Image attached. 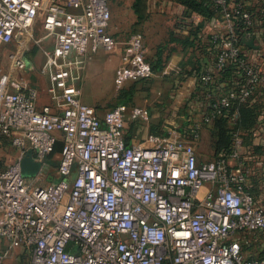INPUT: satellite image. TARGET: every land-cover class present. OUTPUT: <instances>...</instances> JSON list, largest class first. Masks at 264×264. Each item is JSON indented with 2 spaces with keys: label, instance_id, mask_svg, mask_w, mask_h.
<instances>
[{
  "label": "built area",
  "instance_id": "1",
  "mask_svg": "<svg viewBox=\"0 0 264 264\" xmlns=\"http://www.w3.org/2000/svg\"><path fill=\"white\" fill-rule=\"evenodd\" d=\"M212 1L221 10L218 18L191 13L184 20L201 25V36L216 49L214 69L238 62L242 80L189 138L170 131L148 136L147 145L128 146L126 118L146 122V110L128 113L118 105L100 120L78 91L87 61L118 46L107 32L109 0H0V44H17L8 56L9 75L17 78L24 70L23 55L40 19L54 38L44 58L58 89L55 110L38 108L37 90L18 81L0 101V147L7 143L17 151L0 168V264L15 249L26 253L25 264H264V255L247 258L241 247V236L264 231V205L245 190L238 139L227 157L199 163L195 153L201 124L264 88V57L258 65L241 59L235 33L237 17L250 27L264 15V0ZM124 51L117 82L149 78L142 37L130 35ZM212 79L200 76L204 84ZM59 141L57 180L40 185L48 181V157ZM29 151L40 170L25 178L20 162Z\"/></svg>",
  "mask_w": 264,
  "mask_h": 264
},
{
  "label": "rangeland",
  "instance_id": "2",
  "mask_svg": "<svg viewBox=\"0 0 264 264\" xmlns=\"http://www.w3.org/2000/svg\"><path fill=\"white\" fill-rule=\"evenodd\" d=\"M129 1L130 0H109L111 14L110 26L112 24L115 26L121 25V36L119 38L127 41L130 35L137 34L142 37L144 43L145 37L142 36L140 32L142 27L135 29L128 27V20L124 9L129 8ZM147 1L156 4L157 7L162 6L164 8H173L178 4L176 0ZM39 40L41 41L37 42ZM16 45L15 40H8L0 47V101L3 95L14 90L16 82L18 81L27 84L29 87L39 92V102L41 105H47L56 109V100L54 99V97L58 95L56 78L46 71L45 58L43 55L45 50H50L52 48L53 36L43 30L40 21L36 22L31 32L30 41L26 46V67L17 78L15 76H10L8 69V56L15 50ZM100 53L99 56L103 59L113 55V53ZM124 53L125 51L123 50L121 54L123 55ZM97 56L98 54L94 56V58ZM167 56L169 57V52ZM145 57L149 60L148 56ZM91 60L92 59H89L87 61L81 80L78 83L81 101L85 105L92 107L95 113L100 115L98 117L103 118L109 109L117 105H122V96L125 97L124 99H130L132 96V99L128 103H124V105L142 108L146 110L148 114V120L146 122L141 121L143 124L140 128L134 129L135 132L139 130V135L143 138L139 144L143 143L147 145L145 141L150 135L165 136L170 131H176L177 133L180 131L181 133V131L186 129L184 125L187 124V121L191 120L192 116L197 117L198 104L191 99L192 92L188 90L187 82L185 81L186 77L171 72L168 63H166L159 72L152 73L147 80L118 83L117 74L122 67V65H120L113 76L112 84L108 85L105 71H103V74L99 73L100 71L97 68L98 65L93 63L96 62V60ZM261 63L262 62H260V64ZM110 81L111 80H108V82ZM262 112V118H259L260 124L264 123V111ZM126 126L124 129H126ZM261 128L260 132L264 134V127ZM196 145V154H198L200 162L207 163L216 160L211 147L207 126H200V138ZM257 145L256 143L255 146ZM15 157V153L12 149L7 148L0 151V159L3 162V166H8ZM59 158L60 153H55L50 156L49 167L46 171L48 175L55 174V168ZM255 160L258 161V164H256ZM255 160H250L254 163L251 162L249 173H252L253 169H255V172L259 173L262 171V182H260V185L263 187L264 155L258 158L256 157ZM47 182V179H42L39 184L45 185ZM259 190L262 191H260L261 194H264V187L263 189L259 188ZM4 263V261H1V264Z\"/></svg>",
  "mask_w": 264,
  "mask_h": 264
},
{
  "label": "crops",
  "instance_id": "3",
  "mask_svg": "<svg viewBox=\"0 0 264 264\" xmlns=\"http://www.w3.org/2000/svg\"><path fill=\"white\" fill-rule=\"evenodd\" d=\"M135 0H130V5L128 9L125 10V14L127 16L128 20V27L133 28L134 23L136 22V15L134 14L132 10V4ZM159 3V2H158ZM160 4V3H159ZM110 6V5H109ZM184 8L181 5H175L173 8H164L162 6H158L156 4L151 3L150 1L146 2V20L141 25L140 32L142 33V36L145 37L144 40V48H145V56H148L149 60L152 61L155 59L156 51L159 47L163 46V55H162V61H164V65L166 63L169 64V68L171 72L182 75L186 77L185 81L187 82L188 90L192 93L195 92L196 86H197V75H203L206 73L211 74L214 78H216L218 71L214 69V60H215V54L216 49L211 46L207 39L201 36L199 34L198 38L193 41L194 47H187L183 45V41L186 37L189 36L190 26L187 24V22L184 20L182 14H183ZM111 19V18H110ZM42 21L38 19L36 22ZM35 22V24H36ZM34 24V26H35ZM33 26V28H34ZM43 28V23H42ZM121 25L115 26L112 24L110 26V21L108 24L107 32L112 37H114L117 42L118 46L116 50L112 52H105V51H98L96 54H94L90 59L96 60V62H93L94 64L98 65L99 73L103 74V71H105V75H107V84H112L113 76L115 72L119 69L120 65L123 66V56L121 52H123L125 47V40L119 38L121 36L120 29ZM44 30V28H43ZM45 31V30H44ZM47 32V31H45ZM148 35V36H147ZM193 40V38H190V41ZM252 41V47H249L246 45V42ZM41 40L37 41L40 42ZM29 43V42H28ZM28 45V44H27ZM53 45H54V38H53ZM52 45V48H53ZM2 44H0V47ZM45 50V51H51ZM240 48H241V54L246 59V61L253 65H258L262 58L264 57V20H259L256 22L254 29L251 31V33L244 34L240 38ZM100 52L104 53H113V55H110L106 58H102L99 55ZM169 52V57L167 56ZM26 50L23 55V60L26 67V57H25ZM100 53V54H99ZM115 53V54H114ZM97 57L94 58V56ZM44 55V52H43ZM91 60V61H92ZM122 60V61H121ZM9 69V65H8ZM25 69V68H24ZM22 74V72L20 73ZM185 74V75H184ZM238 77V75H237ZM240 77V76H239ZM239 77L237 79H239ZM108 80H111L108 82ZM38 93V99H37V107L43 108L47 105H41L39 102V92ZM213 95H208L206 98H204L205 103L210 100V97L212 98ZM204 101H197V117L191 118L189 121H193V123H198L201 116L204 115L203 109L205 108ZM195 102V101H194ZM196 103V102H195ZM250 104L257 103L261 106H263L264 110V88L258 87L254 93V95L249 100ZM118 106V105H117ZM128 113L132 108L135 106H127ZM53 109V108H52ZM55 110V109H53ZM96 117L99 119L100 115H97L95 113ZM262 118V116H260ZM100 120H103V118H100ZM232 119H230L231 121ZM143 123L140 120L137 121H129L126 118V129L123 130V136L125 143L130 146L134 144H139L143 138L139 135V130L137 132L134 131L135 128H140V126ZM206 125H201V127ZM132 127V128H131ZM261 127H264V123L256 125L255 129L253 130L251 134V141L252 144L255 145L256 143L258 145L263 144L264 142V134L260 132L262 129ZM56 137L58 139H61V134L56 133ZM239 145H238V152L240 153L242 159L244 161L246 160H255V157H249V149L244 144V140L238 139ZM60 142V141H59ZM199 142V141H198ZM198 144V143H197ZM145 145V144H144ZM63 147V146H62ZM197 147V145H196ZM196 147H195V153H196ZM12 149L7 143H3L0 147V151L3 149ZM12 151L15 153V156H17V151L12 149ZM197 161L199 163H202L198 159V154H196ZM258 158V157H257ZM16 159V157L13 159V161ZM12 161V162H13ZM256 161V164H258V161ZM11 162V163H12ZM10 163V164H11ZM3 162L0 159V168H5L6 166H3ZM262 170V168L260 167ZM248 169V173H249ZM251 174V173H249ZM254 175V182L255 187H252L251 185H248V190H253L255 193V199L256 201L264 205V194H261V190L263 187H261L262 182V171L254 172L252 173ZM57 177L56 175H49L48 183L52 181H56ZM255 190V191H254ZM261 191V192H260ZM202 193H206V189L202 190ZM260 193V194H259ZM241 247L243 250V254L247 258L251 257H257L264 255V231L259 233H249L246 234L244 237L241 236ZM5 251V244H0V255ZM28 260V257L25 252H23L20 249L12 250L7 257H5L2 261H4V264H25Z\"/></svg>",
  "mask_w": 264,
  "mask_h": 264
},
{
  "label": "trees",
  "instance_id": "4",
  "mask_svg": "<svg viewBox=\"0 0 264 264\" xmlns=\"http://www.w3.org/2000/svg\"><path fill=\"white\" fill-rule=\"evenodd\" d=\"M179 5H181L183 10V17H187L191 13L198 14L202 16L206 21H209L214 18H218L221 14V10L218 6H216L212 0H176ZM234 2L240 1V2H247L249 0H233ZM146 2L147 0H135L132 4V10L134 14L136 15V22L133 25V28H139L143 24V22L146 20ZM259 20H264V15H256V22ZM256 24V23H255ZM254 25L250 27H245L243 25L242 20L237 17L235 20V33L241 38L244 34L251 33V31L254 29ZM189 36L186 37L183 41V45L187 47H194V42L200 32H201V25H198L196 27L190 26ZM193 38V40L190 41V38ZM208 40V39H207ZM212 46V45H211ZM163 46L159 47L156 51L155 59L152 61H149L146 59L151 67V72H159L163 66L164 61H162V55H163ZM216 55V54H215ZM241 59H246L241 54ZM202 75V74H201ZM197 75V86L195 89V92L192 93L191 99L195 102L197 101H204L208 95H213L212 98L210 97V100L205 103V108L203 109L204 115H211L212 113V105L216 103V101L223 95L227 94L228 91L234 88L236 82H239L242 80V71L239 67L238 62H234L223 68L222 70L218 71V74L216 78L213 77L212 81L204 84L200 80V76ZM239 79H237L238 77ZM138 80H147V79H138ZM137 81V80H133ZM125 97L122 96L121 104L124 105V103H128L131 99H124ZM251 99V98H250ZM249 99V100H250ZM249 100L245 103L241 104H234L232 108L228 111L223 113L222 116H213L211 122L209 123H203L201 125H206L207 129L209 131V138L211 147L213 149L214 156L216 159L219 157H227L234 151V142L235 139H242L246 147L249 149V157H259L261 155H264V142L260 145H253L251 141V134L253 130L255 129L256 125L259 122V118L261 115H263L262 111H264L262 108L263 106L254 103L250 104ZM233 113H236V118L233 119L232 115ZM203 115V116H204ZM201 116V118L203 117ZM201 118L198 123L201 122ZM230 119H232L230 121ZM196 123H193V121H187V124L184 125L186 127L185 130L179 131V133L184 138H189L191 135V131ZM62 143L58 142L55 147L54 151L49 155L48 159H50V156L55 153H61L62 152ZM252 160V159H250ZM250 160L244 161L240 155V161L243 164V171L245 174V190L249 193H251L253 196L255 193L253 190H248L249 186L255 187L254 183V175L252 173L255 172V169L252 170V173H248V169H250L251 162ZM254 163V162H253ZM255 191V190H254ZM255 197V196H254Z\"/></svg>",
  "mask_w": 264,
  "mask_h": 264
},
{
  "label": "water",
  "instance_id": "5",
  "mask_svg": "<svg viewBox=\"0 0 264 264\" xmlns=\"http://www.w3.org/2000/svg\"><path fill=\"white\" fill-rule=\"evenodd\" d=\"M246 45L252 47V41L246 42ZM22 175L25 178H32L39 173L40 164L33 161L32 153L29 151L20 162Z\"/></svg>",
  "mask_w": 264,
  "mask_h": 264
}]
</instances>
